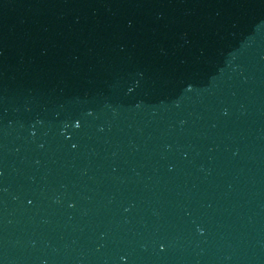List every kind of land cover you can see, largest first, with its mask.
I'll list each match as a JSON object with an SVG mask.
<instances>
[{"label": "water", "instance_id": "1", "mask_svg": "<svg viewBox=\"0 0 264 264\" xmlns=\"http://www.w3.org/2000/svg\"><path fill=\"white\" fill-rule=\"evenodd\" d=\"M0 264H264V0H0Z\"/></svg>", "mask_w": 264, "mask_h": 264}]
</instances>
